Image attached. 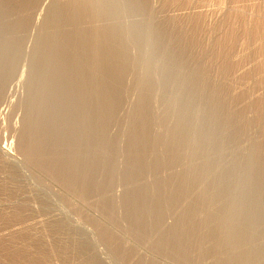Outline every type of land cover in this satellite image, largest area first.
<instances>
[{
	"label": "rangeland",
	"instance_id": "1",
	"mask_svg": "<svg viewBox=\"0 0 264 264\" xmlns=\"http://www.w3.org/2000/svg\"><path fill=\"white\" fill-rule=\"evenodd\" d=\"M78 3L0 0V264H264V0Z\"/></svg>",
	"mask_w": 264,
	"mask_h": 264
},
{
	"label": "bare ground",
	"instance_id": "2",
	"mask_svg": "<svg viewBox=\"0 0 264 264\" xmlns=\"http://www.w3.org/2000/svg\"><path fill=\"white\" fill-rule=\"evenodd\" d=\"M21 1V0H20ZM88 0H78V4H77V8L80 6H82V5H85L86 4V2H87ZM93 2V1H92ZM95 2V1H94ZM75 4V3H74ZM86 6V5H85ZM70 9V8H69ZM76 9V8H75ZM76 11V10H75ZM108 53V52H107ZM95 63V62H94ZM89 65V64H88ZM39 161V160H38ZM56 174V173H55ZM225 236V235H224ZM221 240V239H220ZM231 264V263H230Z\"/></svg>",
	"mask_w": 264,
	"mask_h": 264
}]
</instances>
